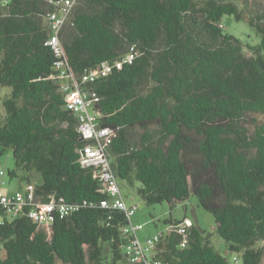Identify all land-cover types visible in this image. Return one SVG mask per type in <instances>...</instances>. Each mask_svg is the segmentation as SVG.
<instances>
[{"label":"trees","instance_id":"1","mask_svg":"<svg viewBox=\"0 0 264 264\" xmlns=\"http://www.w3.org/2000/svg\"><path fill=\"white\" fill-rule=\"evenodd\" d=\"M55 9L51 0H0V157L11 152L8 174L23 173L34 203L72 209L45 229L28 217L29 201L15 215L0 206V264H127L129 220L101 207L102 183L79 162L86 141L55 82L59 59L95 94L115 177L138 183L148 205L194 196L228 253L263 264L264 0H77L59 32L60 58L43 24ZM224 15L259 42L225 33ZM103 65L107 75L82 82ZM184 220L168 222L153 259L237 264L192 222L180 248Z\"/></svg>","mask_w":264,"mask_h":264},{"label":"built area","instance_id":"2","mask_svg":"<svg viewBox=\"0 0 264 264\" xmlns=\"http://www.w3.org/2000/svg\"><path fill=\"white\" fill-rule=\"evenodd\" d=\"M51 2L56 9L54 12L49 13L46 18L49 28L46 44L51 46L56 57L60 58L59 56L62 51L59 43V32L64 21L71 14L77 0H51ZM131 57L129 56L128 59ZM55 65L59 71L55 77V82L60 86V91L65 94L66 108L72 110L78 119L80 140L86 141L82 150L79 151V162L85 168H92L102 183L107 198L101 201V207L122 211L128 217L129 224L122 229L124 235L128 237L122 248V255L125 257L127 264H166L153 259L155 248L161 236L153 235L140 239L137 234L142 229V226L135 225L131 221V217L135 213V207L126 204L120 192L117 178L111 170L109 153L107 151L111 132L107 128H101L97 123L99 113L93 112L91 107L95 94L90 93L75 82L76 79L68 71L65 61L59 59ZM116 67H120V63L116 64ZM110 71V66L103 65L100 69H91L85 72L81 79L82 82L93 81L98 76L107 75ZM3 175L4 173L0 171V206L8 214L15 215L29 201L32 208L28 213V217L38 225L49 229L53 213L58 214L60 218H64L72 209L70 206L55 205L53 202L44 204L34 203L31 187L25 192L16 191L12 195H6L2 192V187L5 185ZM190 224V220L185 219L183 224L177 227V232L182 236L180 248H185L188 244L187 228ZM233 262H237V260L233 258Z\"/></svg>","mask_w":264,"mask_h":264},{"label":"rangeland","instance_id":"3","mask_svg":"<svg viewBox=\"0 0 264 264\" xmlns=\"http://www.w3.org/2000/svg\"><path fill=\"white\" fill-rule=\"evenodd\" d=\"M243 3L254 0H235ZM43 24H47L46 20ZM221 24L224 27V32L231 34L243 42H249L250 44H257L259 37L255 31L247 25L245 21L237 22L228 15H224L221 18ZM9 92L8 89L1 91V97ZM3 117L2 111L0 112V120ZM14 168V161L10 151L5 152L0 157V171L4 173V192L13 193L15 191L23 192L25 190V181L21 179L22 172H18V176L11 178L8 171ZM36 175L31 177V181L36 180ZM120 192L128 206L135 207V213L131 217V221L135 225H141L142 229L138 231V237L144 239L153 235H165L168 233L171 221H181L186 218L190 220L194 225L205 231L210 235V241L212 245L219 251H224L227 258L232 261L233 258L237 260V264H241L240 254H230L226 251L225 242L218 236L215 231V224L213 217L210 213L204 211L197 206L194 196H190L185 201L176 202L172 206L166 202L160 204L148 205L137 194L138 183H134L133 186L128 185L125 181L117 179ZM264 244V242H263ZM262 243L260 245H263ZM4 255L0 246V258ZM264 264V257L262 259ZM60 264V263H57Z\"/></svg>","mask_w":264,"mask_h":264},{"label":"crops","instance_id":"4","mask_svg":"<svg viewBox=\"0 0 264 264\" xmlns=\"http://www.w3.org/2000/svg\"><path fill=\"white\" fill-rule=\"evenodd\" d=\"M132 223H134V222H132Z\"/></svg>","mask_w":264,"mask_h":264}]
</instances>
